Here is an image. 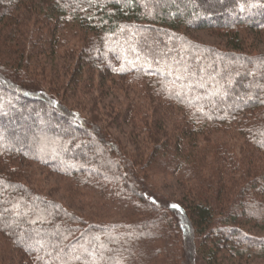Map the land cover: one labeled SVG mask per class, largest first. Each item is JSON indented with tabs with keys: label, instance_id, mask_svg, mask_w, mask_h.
<instances>
[{
	"label": "trees",
	"instance_id": "16d2710c",
	"mask_svg": "<svg viewBox=\"0 0 264 264\" xmlns=\"http://www.w3.org/2000/svg\"><path fill=\"white\" fill-rule=\"evenodd\" d=\"M191 29L222 30L224 46ZM242 31L264 33V0H0V263L155 264L163 244L160 264H179L176 235L189 264L195 253L199 264L264 259V236L245 229H264V53L246 50ZM115 84L127 104L112 123L152 124V161L187 185L189 205L160 211L117 142L71 108L77 91ZM218 134L245 158L213 152L210 166L181 152L236 151L210 145ZM24 160L66 178L99 214L33 187Z\"/></svg>",
	"mask_w": 264,
	"mask_h": 264
},
{
	"label": "rangeland",
	"instance_id": "374dc122",
	"mask_svg": "<svg viewBox=\"0 0 264 264\" xmlns=\"http://www.w3.org/2000/svg\"><path fill=\"white\" fill-rule=\"evenodd\" d=\"M242 35H244L245 40V49L249 50L250 52L254 53H264V33L256 34L254 31H242ZM187 35L196 41H199L201 43L205 44H211V45H218V46H224V37L222 35L224 32L220 29H213V30H188ZM259 35V36H257ZM248 48V49H247ZM62 52H58L57 54V60H61L58 56H62ZM73 55V53H71ZM55 60V61H57ZM42 84L46 87L47 90H55L51 84L47 82L48 77L45 71L42 70ZM70 73L65 72L62 74L63 78H68ZM124 88L119 86L118 84L113 85L112 87L102 86V87H96V85H91L90 87H87L85 89H81L80 91H77L73 98L69 100L74 105L71 106V108L77 110L80 114H82V117H86L91 121V124L96 126L95 128L101 129L106 135L111 136L119 145L121 150L125 152V156L127 157L129 161V166L132 167L133 173L136 175L138 179H142L145 183V192H147L148 196L153 197L155 199V202L161 206L160 211L162 209L167 208L166 206L170 202H179L181 204L184 203V205L189 203L185 202V198L183 196L187 197L188 189L184 183L177 180L176 175L174 174H168L166 172L159 173L162 169L158 168L155 165V162L153 163L152 159L155 152V129L153 130V133H151L152 124L149 123V121L143 120L140 122H137L132 124L131 121H128L127 124H121V125H115L112 123L111 115L113 116L114 111L118 108H123L127 104L126 100L124 99L125 96H122V90ZM125 91V90H124ZM129 97V96H127ZM149 100H147L148 102ZM149 103V102H148ZM151 104H153L151 102ZM122 105V106H120ZM115 106H120L116 107ZM27 107H30V105H27ZM25 106V108H27ZM31 123L28 124L29 126L32 124H37V117L30 119ZM139 120V119H138ZM33 122V123H32ZM144 122V123H141ZM131 123V124H130ZM140 123L142 126V129H137L136 125ZM174 123V122H173ZM146 124L147 127H144ZM14 130V134L18 132V128L11 127ZM32 129L29 128L28 133L31 135ZM22 132V131H21ZM21 134V133H20ZM25 136L27 137L29 135ZM213 141V142H212ZM215 142H224L228 144V146L234 147V144L236 143L235 139H231L226 135L218 134L212 137V140L210 141V145ZM206 142L202 143V146H204ZM239 143L237 144V147H235L236 151H209L203 150V151H181L184 154L186 153H195V155L198 158H202L204 162H207L212 165L213 161L211 159L215 156V154H221V153H229L230 155H233L235 159L239 160L242 158H245L246 153L244 151H239ZM24 165H22L23 169L27 171V174L29 177L27 180H29V183L33 187L39 188V190L43 191L45 194H48L52 196L53 198L62 201L64 204H67L71 209H77L75 212L78 214H90L95 216L96 214H99V212H95L93 210L94 206L91 204H88V207L83 208V203L87 202V199L85 197L79 196L81 193H74V190L76 189L73 185L69 183V181L61 176L60 174L50 172L45 167L40 166L37 163H32L29 161H22ZM204 165H207V163H204ZM175 168L176 171H180L181 167L174 164L169 169ZM190 190V189H189ZM189 198V197H188ZM186 203V204H185ZM82 207V208H81ZM154 207V206H153ZM158 208H156L157 210ZM135 220H139L141 218H149L155 215V208L153 210L149 211H140L137 209L132 210ZM159 211V212H160ZM172 213V212H171ZM143 214V215H142ZM173 215V213L171 214ZM174 216V215H173ZM110 218H116V215H110L108 216ZM175 217V216H174ZM246 230H248L252 235L255 236H264V229L256 228V227H245ZM178 238V250H179V256L182 257V259H179L181 263L186 261V264H189V257L184 253V247L182 244V238L181 236H177ZM156 247H159L160 250L156 253V255L159 253L156 263L160 264V262H170L169 258L166 257L165 251L162 249V245H157ZM162 249V250H161ZM183 249V252H182ZM0 250L2 251V245L0 243ZM185 254V255H184ZM154 255V258L156 257ZM186 256V258H185ZM244 263V262H243ZM264 259L262 258H249L245 261V264H263ZM1 264V263H0ZM191 264H199V256L197 253L193 256V262Z\"/></svg>",
	"mask_w": 264,
	"mask_h": 264
},
{
	"label": "snow or ice",
	"instance_id": "6c2138e0",
	"mask_svg": "<svg viewBox=\"0 0 264 264\" xmlns=\"http://www.w3.org/2000/svg\"><path fill=\"white\" fill-rule=\"evenodd\" d=\"M175 207V206H174Z\"/></svg>",
	"mask_w": 264,
	"mask_h": 264
}]
</instances>
